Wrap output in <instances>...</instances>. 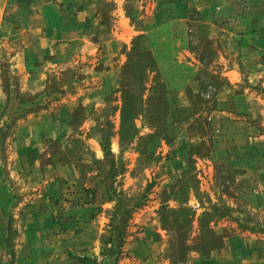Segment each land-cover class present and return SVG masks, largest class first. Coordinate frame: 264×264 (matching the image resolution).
I'll return each mask as SVG.
<instances>
[{
	"label": "rangeland",
	"instance_id": "374dc122",
	"mask_svg": "<svg viewBox=\"0 0 264 264\" xmlns=\"http://www.w3.org/2000/svg\"><path fill=\"white\" fill-rule=\"evenodd\" d=\"M233 1L0 0V264H196L238 234L264 264V62Z\"/></svg>",
	"mask_w": 264,
	"mask_h": 264
},
{
	"label": "crops",
	"instance_id": "0c3cea01",
	"mask_svg": "<svg viewBox=\"0 0 264 264\" xmlns=\"http://www.w3.org/2000/svg\"><path fill=\"white\" fill-rule=\"evenodd\" d=\"M198 3L197 7L210 9L215 6H219V11L222 14H231L237 7L233 0H195ZM225 1H227V5H225ZM248 8L241 14V23L239 29L243 32L245 36L250 37L251 40L246 41L241 46L244 48L245 55L252 54L254 56L262 57L264 62V0H247ZM238 9V8H237ZM218 11V12H219ZM217 12V13H218ZM8 13H6L7 15ZM11 20L9 19V22ZM11 23V22H10ZM22 23V22H21ZM22 25L24 29L21 30L22 33H25V36L28 37V33L36 32L40 33L38 29H32L30 25V21L26 20ZM7 26H10L7 23ZM37 28V27H34ZM28 34V35H27ZM51 35H53L51 33ZM29 44H25V49L28 50L30 47ZM4 46V45H3ZM246 61L251 60V57H244ZM24 62V61H21ZM227 75V80L234 87H240L239 83L243 82L242 77L237 71L229 69L228 72L225 73ZM40 78V74H39ZM38 76H30L27 77L26 80L33 82L39 79ZM27 87L26 84H24ZM30 89H32V85H29ZM38 89V88H37ZM243 95L245 96L248 93L247 88H242ZM6 94L3 87L0 85V119L5 118L4 107L7 101ZM37 119V117L35 118ZM258 246L253 243L252 240L246 239L245 235L238 234L229 238L224 239V247L222 251L217 255H212L210 258H197L196 264H256L258 262V257L255 256L257 254ZM260 263L263 264V260L260 258Z\"/></svg>",
	"mask_w": 264,
	"mask_h": 264
},
{
	"label": "trees",
	"instance_id": "16d2710c",
	"mask_svg": "<svg viewBox=\"0 0 264 264\" xmlns=\"http://www.w3.org/2000/svg\"><path fill=\"white\" fill-rule=\"evenodd\" d=\"M134 50V49H132ZM141 53V54H139ZM138 54L139 56H143L142 58H145L146 59V63L145 65H143V72L142 74L140 75H143V77H139L138 81H137V88L139 89V95L138 96H135V95H131L128 97V95L125 96V98L123 97V100L125 101L124 103V107L122 109V113H121V121H124V119L126 118V115H129V111L127 110L128 109V106H132V105H136V100L137 99H141V92L142 90H146L145 87H146V75H147V71L148 73H150V71H153L154 67H155V63L152 59V57L150 56V53L149 52H141V51H138ZM128 62L130 63V58L128 59V61L126 62V64H128ZM127 97V98H126ZM126 99H129L127 102H126Z\"/></svg>",
	"mask_w": 264,
	"mask_h": 264
}]
</instances>
